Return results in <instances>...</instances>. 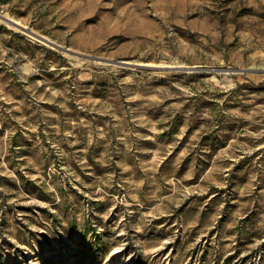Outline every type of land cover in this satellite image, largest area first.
I'll return each instance as SVG.
<instances>
[{"label":"rangeland","instance_id":"rangeland-1","mask_svg":"<svg viewBox=\"0 0 264 264\" xmlns=\"http://www.w3.org/2000/svg\"><path fill=\"white\" fill-rule=\"evenodd\" d=\"M0 14V264H264V0Z\"/></svg>","mask_w":264,"mask_h":264},{"label":"water","instance_id":"water-1","mask_svg":"<svg viewBox=\"0 0 264 264\" xmlns=\"http://www.w3.org/2000/svg\"><path fill=\"white\" fill-rule=\"evenodd\" d=\"M0 19L1 20H3V21H5V22H7V23H9V24H11V25H13V26H15V27H17V28H22L23 29V27H21V25H19L17 22H15L14 20H12V19H10V18H8V17H6V16H4V15H1L0 14ZM28 32H30V33H32L31 31H29L28 30ZM33 35H36V34H34V33H32ZM37 37H39V38H41V39H43L41 36H39V35H36Z\"/></svg>","mask_w":264,"mask_h":264},{"label":"trees","instance_id":"trees-1","mask_svg":"<svg viewBox=\"0 0 264 264\" xmlns=\"http://www.w3.org/2000/svg\"><path fill=\"white\" fill-rule=\"evenodd\" d=\"M25 190H28V189H25ZM38 198H42V195L38 194L36 195Z\"/></svg>","mask_w":264,"mask_h":264}]
</instances>
